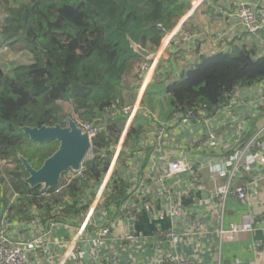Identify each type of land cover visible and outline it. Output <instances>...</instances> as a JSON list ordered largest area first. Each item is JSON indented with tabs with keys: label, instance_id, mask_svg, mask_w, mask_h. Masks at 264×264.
Returning <instances> with one entry per match:
<instances>
[{
	"label": "trees",
	"instance_id": "1",
	"mask_svg": "<svg viewBox=\"0 0 264 264\" xmlns=\"http://www.w3.org/2000/svg\"><path fill=\"white\" fill-rule=\"evenodd\" d=\"M0 12V50L30 58L29 63H13L10 68L0 64V226L3 215L9 224H62L86 212L83 200L94 197L122 140L128 119L121 91L123 86L127 91L137 89L127 79L143 61L134 46L157 50L185 7L178 0H0ZM263 81L264 55L252 47L204 56L168 86L172 116L195 114L204 106L214 112L228 105L238 89ZM63 103L71 106L75 117L66 113ZM114 111L118 113L113 116ZM68 117L99 128L92 139L94 158L83 165L86 179L76 177L57 194L58 187L31 188L20 157L39 169L57 151L46 154L41 147L59 145L40 146L23 128L67 127ZM139 118L130 127L124 148L145 135ZM121 157L122 152L118 160ZM107 192L108 212L111 207L124 210L128 194L137 195L116 177L110 179Z\"/></svg>",
	"mask_w": 264,
	"mask_h": 264
},
{
	"label": "crops",
	"instance_id": "2",
	"mask_svg": "<svg viewBox=\"0 0 264 264\" xmlns=\"http://www.w3.org/2000/svg\"><path fill=\"white\" fill-rule=\"evenodd\" d=\"M178 1L185 7L178 24L183 21V30L202 33L207 41L196 39L190 52L189 46H167L165 41L150 52L159 56L157 71L146 88L134 81L137 93L131 99L132 106L142 107L137 117L146 133L125 148L124 139L116 146L98 198L85 196L86 212L62 224L12 223L8 234L16 241L48 231L53 245L46 264H57L71 250L72 238L88 217L86 231L66 264H168L170 256L191 264H264V161H254L249 171L230 166L258 132V144L249 154L264 151V81L238 89L228 105L214 112L179 121L172 116L167 93L170 83L188 67L221 51L212 41L217 31H231L241 47H252L259 56L264 55V31L247 35L223 0H210L197 8L192 7L196 0ZM229 45L233 51V43ZM174 161H183L188 169L167 177V166ZM115 177L127 183L129 191L136 189L137 195L128 194L124 210L111 207L108 212L104 200ZM225 186L230 190L222 196L218 190ZM238 188L247 192L246 201L233 193ZM245 222L252 231L230 235L232 227Z\"/></svg>",
	"mask_w": 264,
	"mask_h": 264
},
{
	"label": "built area",
	"instance_id": "3",
	"mask_svg": "<svg viewBox=\"0 0 264 264\" xmlns=\"http://www.w3.org/2000/svg\"><path fill=\"white\" fill-rule=\"evenodd\" d=\"M209 1L210 0H196L193 3L192 7L197 8L203 3ZM223 2L227 7L233 9V13L230 12V15L239 23V25H241L244 28L245 33L247 35L256 36L259 34L260 31H264V0H251V1L223 0ZM190 12L188 13V15L190 14ZM182 22L183 21H180V23L175 29L170 31H165L167 38L166 40H163V42L165 43L166 41L167 46L171 45L172 43H175L178 46H187V47L189 46L187 52H190L191 44L194 43L196 39H201V43L207 41V36L202 33H193L188 30L187 31L183 30L181 26ZM212 41L215 46H218L220 48L221 50L220 52H229L231 48V46L229 45L230 43H233L234 48L242 46L241 43L235 40L234 34L229 30L217 31L213 35ZM215 53H218V51H216ZM159 62L160 59L158 55L156 56L151 55L148 60L142 61L141 63L138 64L136 74L138 75V78L140 80L141 88L147 87L152 76L157 71ZM138 111H139L138 105L130 109L125 108L123 110V114L125 116H128L129 119L128 126H130V124L133 122L134 117L138 113ZM207 111H208L207 107L204 106L201 109H198V111L195 114L190 112L186 116H183L178 113L175 114L174 118L176 121H179L181 119L183 120L191 119L197 116H202L206 114ZM117 113L118 112L115 111V114L112 113L111 115L114 116ZM78 125L84 132L88 134L91 143H92V139L99 134V128L95 127L92 124H83V125L78 124ZM260 136L261 134L258 132V134L243 147L242 151L239 150V155L235 157V160L230 164L232 169L241 168L248 171L250 170L251 164H253L254 161L256 160L264 161V153L262 154L255 153L250 158L244 155V153H248L254 150L253 148L257 146L258 139ZM241 146L242 143L238 147ZM115 156H117V154ZM93 158L94 156L92 157V159ZM187 169L188 167L183 163V161H174L167 166L165 173L167 177H174L184 171H187ZM84 172H85V168L82 167L79 171V173L81 174V176L79 177L86 179ZM66 176L67 177L65 179L62 178L61 182L57 186L58 189L56 190V194L60 193L63 190V188L68 186L73 180H75L76 177H78L76 174H71V173L67 174ZM107 183H108V179H106V184ZM229 190H230L229 187L226 186L221 187L218 193L223 196L227 192H229ZM233 193L241 201H246L248 199L247 192L243 188L235 189ZM180 213L181 212L179 210L174 212V214L176 215ZM2 220L3 221L1 222V226H0V264H46L45 259L47 258V256H51L50 249L53 245L52 243H50L47 237L48 231H45L40 236L33 237L31 240L16 241L13 240L8 234V231L12 226V224H9L7 222L6 215H3ZM89 220L90 217H88L87 220L79 227V229L77 230V234L72 238L70 242L71 250L67 254H65L64 257L57 264H66L68 255L72 254L74 249H76L77 247L78 237L84 235ZM53 225L55 224L52 223L51 226ZM252 230H253L252 225L249 222H245L241 226L232 227L229 233L230 235H234L235 233L238 232H249ZM109 262L112 263L113 260H109ZM166 262L168 264H191V261H189L188 259L180 258V257H172V256L168 257L166 259Z\"/></svg>",
	"mask_w": 264,
	"mask_h": 264
},
{
	"label": "water",
	"instance_id": "4",
	"mask_svg": "<svg viewBox=\"0 0 264 264\" xmlns=\"http://www.w3.org/2000/svg\"><path fill=\"white\" fill-rule=\"evenodd\" d=\"M134 47L143 58H149L148 51L137 45ZM23 132L30 141L40 146L49 145L52 142H57L59 145L57 151L39 169L33 168L27 159L20 157L28 173L26 183L31 188L42 186V191L56 188L68 172H79L92 149L88 134L73 119H69L67 127L61 125L41 128L25 127Z\"/></svg>",
	"mask_w": 264,
	"mask_h": 264
},
{
	"label": "rangeland",
	"instance_id": "5",
	"mask_svg": "<svg viewBox=\"0 0 264 264\" xmlns=\"http://www.w3.org/2000/svg\"><path fill=\"white\" fill-rule=\"evenodd\" d=\"M22 2H26L27 0H21ZM2 12H0V18H2V14H1ZM1 22V21H0ZM166 38H167V35L165 34L164 35V38H163V40H166ZM29 59L30 58H28V56H26L25 54L23 55L22 53H18V52H13V51H11L10 49H5V48H1V50H0V64L3 66V67H5V66H7L8 68H10V66H12L11 64H13V63H17V62H20V63H23V64H27V63H29ZM140 63V62H139ZM137 67H138V64L136 65V67H135V70H134V72H133V74H131L129 77H128V79H127V83L129 84V82H130V79H131V81H132V84H134V76L136 75V73H137ZM125 85V84H124ZM121 93H122V96H123V99H124V106H123V110L126 108V109H130V108H132L133 106L131 105V104H133L132 103V98L136 95V93H137V91L136 90H129V91H127V90H125L124 89V86H123V89H122V91H121ZM132 99V100H131ZM63 108H64V110L66 111V113H68V114H70V115H73V112H72V110H71V106L70 105H68V104H64L63 103ZM139 109H141L142 107L141 106H139L138 107ZM112 113H114L115 114V111L114 112H112ZM124 115V114H123ZM74 117H75V115H73ZM69 119H72L71 117H68L67 118V123H68V121H69ZM128 119V118H127ZM76 123H79V122H77V121H75ZM67 126H68V124H67ZM129 129H130V127H128V120H127V122H126V124H125V129H124V131H123V133H122V135H123V137H122V139H124L125 140V137H126V135H127V133H128V131H129ZM237 148H239L238 146H237ZM54 149H55V151L57 150L56 149V146H54V147H49V148H45V147H41V151H46V154H51L53 151H54ZM39 150V151H40ZM255 150V149H254ZM54 151V152H55ZM237 151V150H236ZM258 151V152H257ZM255 153H259V154H262V153H264V151H261V150H257ZM237 155V154H236ZM244 155L246 156V157H251L252 156V154H249V152L248 153H244ZM94 156V153L92 152V150H90V152L88 153V156H87V158L85 159V161H84V163L86 162V161H88V160H90V159H92V157ZM238 156V155H237ZM233 162V161H232ZM84 163L82 164V167H84L83 165H84ZM81 167V168H82ZM85 168V167H84ZM249 171V170H248ZM76 174L78 177L79 176H81V174L79 173V172H77V173H73V172H68L67 174ZM66 174V175H67ZM66 175H64L63 176V179H65L67 176ZM74 181V180H73ZM72 181V182H73ZM71 182V183H72ZM70 183V184H71ZM218 192H219V190H218ZM98 193H99V191L97 190L96 192H95V194H94V198H98ZM53 213H56V211L55 212H53ZM59 216V215H58ZM57 219H62V218H57ZM51 223H55V222H51Z\"/></svg>",
	"mask_w": 264,
	"mask_h": 264
},
{
	"label": "clouds",
	"instance_id": "6",
	"mask_svg": "<svg viewBox=\"0 0 264 264\" xmlns=\"http://www.w3.org/2000/svg\"><path fill=\"white\" fill-rule=\"evenodd\" d=\"M232 51V50H231ZM231 51H229V52H231ZM149 52V51H148ZM150 53V52H149ZM219 53V52H218ZM150 56H151V53H150ZM150 56H149V58H150ZM148 58V59H149ZM145 59V58H144ZM148 59H145V60H148ZM145 60H143V61H145ZM141 63V62H140ZM139 64V63H138ZM137 75V74H136ZM138 77V76H137ZM138 81L140 82V80L138 79ZM141 87V86H140ZM134 107V106H133ZM137 117V114L135 115V117H134V119ZM127 118H128V116H127ZM128 121H129V119H128ZM134 121V120H133ZM79 123H77V125H78ZM133 124V122L130 124V126H128V127H131V125ZM79 126V125H78ZM66 175V174H65Z\"/></svg>",
	"mask_w": 264,
	"mask_h": 264
}]
</instances>
